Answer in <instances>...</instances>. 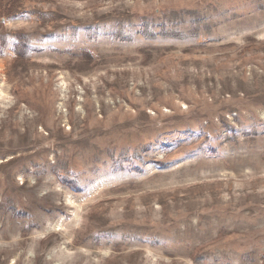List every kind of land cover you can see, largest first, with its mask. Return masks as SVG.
Wrapping results in <instances>:
<instances>
[{
    "label": "rangeland",
    "instance_id": "obj_1",
    "mask_svg": "<svg viewBox=\"0 0 264 264\" xmlns=\"http://www.w3.org/2000/svg\"><path fill=\"white\" fill-rule=\"evenodd\" d=\"M0 264H264V0L0 3Z\"/></svg>",
    "mask_w": 264,
    "mask_h": 264
},
{
    "label": "trees",
    "instance_id": "obj_2",
    "mask_svg": "<svg viewBox=\"0 0 264 264\" xmlns=\"http://www.w3.org/2000/svg\"><path fill=\"white\" fill-rule=\"evenodd\" d=\"M5 0H0V3L2 4Z\"/></svg>",
    "mask_w": 264,
    "mask_h": 264
}]
</instances>
